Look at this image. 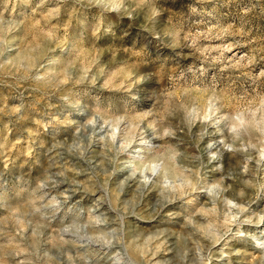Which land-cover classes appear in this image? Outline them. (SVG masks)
<instances>
[{
  "label": "clouds",
  "instance_id": "obj_1",
  "mask_svg": "<svg viewBox=\"0 0 264 264\" xmlns=\"http://www.w3.org/2000/svg\"><path fill=\"white\" fill-rule=\"evenodd\" d=\"M74 2L99 13L95 23L81 20L75 39L97 49L123 42L139 53L115 71L94 57L102 82L88 75L90 68L78 78L66 74L82 86L75 98L60 97L65 122L77 125L75 136L71 144L52 145L42 176L26 177L15 165L0 169V264H212L219 245L221 261L231 264L230 251L240 245L255 250V264H264V67L257 71L260 61L249 52L233 53L247 37L240 29L257 3L237 0L240 29L231 22L191 32L165 13L182 0ZM6 36L7 29L0 57L8 50ZM237 36L241 40L226 41ZM212 40L221 42L202 43ZM75 51L74 44L65 54ZM17 62L14 57L0 68ZM165 64L180 66L167 85L155 71ZM224 72H240L250 87L239 94L223 87ZM58 75L37 69L19 79L52 86ZM50 134L55 140V130ZM225 157L235 163L225 167ZM85 173L87 180L75 179ZM146 198L154 216L175 204L180 211L166 216L182 217L181 230H140ZM51 224L59 227L49 233ZM162 251L171 256L157 259Z\"/></svg>",
  "mask_w": 264,
  "mask_h": 264
},
{
  "label": "rangeland",
  "instance_id": "obj_2",
  "mask_svg": "<svg viewBox=\"0 0 264 264\" xmlns=\"http://www.w3.org/2000/svg\"><path fill=\"white\" fill-rule=\"evenodd\" d=\"M253 2L257 3L256 14L243 29H240L237 0H232L231 3L229 0H210L208 3H201L200 0H182L177 6L166 8L165 13L173 24H184L185 30L191 32L210 30L217 23L234 22L237 29L247 33V37L241 41L242 47L233 49V53L249 52L255 55L260 61L258 71L259 67H264V60L260 59L264 57V14H260V9L264 8V0H253ZM191 7L198 9L199 14L194 15ZM57 8L58 12L55 11ZM208 13L212 15L209 16ZM85 17L95 23L99 13L96 9L82 8L74 0H68L64 4H58L57 0H0V36H3L7 29L6 39L9 41L8 50L3 57H0V63L14 57L18 58L15 67L9 64L0 68V146H2L0 152L5 153L4 156H0V169L15 165L24 169L26 177L42 176L51 163L50 158L54 156V153L49 151L52 145L56 141L66 140L69 144L73 142L77 125H69L65 122L66 113L62 111L60 97L67 95L69 99H73L82 86L73 85L66 74L78 78L85 74V69L90 68L88 75H96L102 82L105 77L99 76L94 61L97 55L103 65L113 71L123 60L137 59L139 49L130 48L123 42H117L112 47L97 49L95 44H89L87 40L75 39L80 31V22ZM107 19L105 17V20ZM131 39L132 37L129 38V43ZM233 39L241 40V37H227L226 41L231 42ZM220 42L219 40L202 41L212 45ZM74 44L77 51L66 55L65 53L69 52ZM233 53L226 55L231 56ZM188 59L194 61L191 56ZM179 68L180 66L175 64H165L158 66L155 71L161 83L167 85L171 75L178 72ZM37 69L40 74L58 73L55 84L49 86L31 78L19 79L20 76L35 75ZM222 79L224 81L222 86L231 88L237 94L250 87V81L240 72H224ZM22 102L24 107L19 108ZM81 122L77 121V124ZM54 130L55 140L50 134ZM93 148L97 153L100 151L95 145ZM56 159L58 163H64V160L58 157ZM73 161L69 162L70 166ZM93 162L98 164L99 158L94 157ZM230 163L235 161L225 157V167ZM68 175L73 176L74 173L69 172ZM75 179L84 181L88 176L86 173L80 174L76 175ZM81 195L76 193L78 204L81 202ZM91 195L89 193V196ZM99 195L100 193H96V196ZM120 199H125V196L121 195ZM83 202L88 203V199L84 198ZM139 211L141 213L139 228L145 233L155 231L158 227L171 228L175 232L181 230L182 217L177 216L173 219L166 216L170 211H180L175 204L169 205L164 213L154 216L150 200L146 198ZM58 227L57 224H51L49 233ZM173 241L175 237L170 238V243ZM222 247L219 245L213 250L217 258L213 259L212 264H229L227 259L223 261L218 259ZM237 249H239L238 254H233ZM256 254L251 247L235 245L230 251L231 264H255L253 257ZM170 256L171 253L162 251L157 259Z\"/></svg>",
  "mask_w": 264,
  "mask_h": 264
},
{
  "label": "bare ground",
  "instance_id": "obj_3",
  "mask_svg": "<svg viewBox=\"0 0 264 264\" xmlns=\"http://www.w3.org/2000/svg\"><path fill=\"white\" fill-rule=\"evenodd\" d=\"M238 264V263H237Z\"/></svg>",
  "mask_w": 264,
  "mask_h": 264
}]
</instances>
